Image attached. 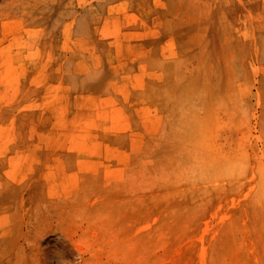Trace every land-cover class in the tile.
<instances>
[{
	"label": "rangeland",
	"instance_id": "obj_1",
	"mask_svg": "<svg viewBox=\"0 0 264 264\" xmlns=\"http://www.w3.org/2000/svg\"><path fill=\"white\" fill-rule=\"evenodd\" d=\"M0 261L264 264V0H0Z\"/></svg>",
	"mask_w": 264,
	"mask_h": 264
},
{
	"label": "clouds",
	"instance_id": "obj_2",
	"mask_svg": "<svg viewBox=\"0 0 264 264\" xmlns=\"http://www.w3.org/2000/svg\"><path fill=\"white\" fill-rule=\"evenodd\" d=\"M205 164V161L203 160H200V161H196L194 162V165H193V168H202ZM233 171H239V172H243L244 171V165L242 162L240 161H225L222 163V166H221V171L220 175L224 176V177H227V176H230Z\"/></svg>",
	"mask_w": 264,
	"mask_h": 264
},
{
	"label": "bare ground",
	"instance_id": "obj_3",
	"mask_svg": "<svg viewBox=\"0 0 264 264\" xmlns=\"http://www.w3.org/2000/svg\"><path fill=\"white\" fill-rule=\"evenodd\" d=\"M215 14H217V13H215ZM218 16V15H217ZM248 22H246V24H247ZM45 36V35H44ZM43 39V38H42ZM42 43V42H41ZM44 44V43H43ZM207 45V44H206ZM30 53V52H29ZM28 54V53H27ZM18 59H20V58H18ZM1 262V261H0Z\"/></svg>",
	"mask_w": 264,
	"mask_h": 264
}]
</instances>
